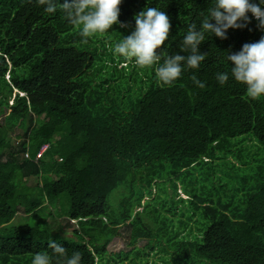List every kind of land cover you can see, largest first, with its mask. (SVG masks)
Here are the masks:
<instances>
[{"label":"trees","instance_id":"trees-1","mask_svg":"<svg viewBox=\"0 0 264 264\" xmlns=\"http://www.w3.org/2000/svg\"><path fill=\"white\" fill-rule=\"evenodd\" d=\"M212 3L123 0L118 20L126 27L82 38L62 12H45L46 0H0V264H31L33 254L52 253L49 241L68 257L80 252L81 264H110L108 256L124 257L109 245L126 225L131 245L147 240L167 255L163 264H264V97H248L231 78L224 85L215 79L230 72L224 52L264 36L259 22L249 13L251 22L229 29L226 40L206 34L205 61L171 85L158 80L155 65L113 51L134 30L136 14L157 7L171 23L162 49L187 55L180 46L188 26L199 25ZM16 128L23 134L14 150L8 136ZM32 178L38 184L27 186ZM154 186L165 198L145 216L149 203L142 202ZM178 189L188 199L175 200ZM117 190L126 194L121 202ZM66 197L68 220L78 225L72 237L53 234L42 219ZM180 205L182 231L197 217V233L182 236L163 212L174 216ZM20 213L34 225H13ZM52 264L62 260L53 256Z\"/></svg>","mask_w":264,"mask_h":264},{"label":"clouds","instance_id":"clouds-1","mask_svg":"<svg viewBox=\"0 0 264 264\" xmlns=\"http://www.w3.org/2000/svg\"><path fill=\"white\" fill-rule=\"evenodd\" d=\"M123 0H46L45 12L63 13L73 25L80 27L82 38L97 33L108 32L113 25L126 27L118 17ZM254 17L259 23L258 28L264 31V0H213L212 6L200 24H191L183 37L179 54H167L162 46L169 39L171 23L165 11L157 7H146L134 16L135 28L114 46V53L124 58H134L137 65L156 66L155 75L165 85L177 81L186 69H198L207 55L200 51L206 34L220 40H226L229 29H242ZM87 43V40H83ZM158 49H162L157 51ZM230 64V72H218L215 79L226 84L229 79L243 84L246 94L252 99L264 97V36L257 42L245 43L238 52H224ZM193 82L204 88V82L192 77ZM75 222V221H74ZM76 223V222H75ZM47 251L33 254L31 264H52L53 256L62 260V264H81L80 252L71 257L63 246L49 241Z\"/></svg>","mask_w":264,"mask_h":264},{"label":"rangeland","instance_id":"rangeland-1","mask_svg":"<svg viewBox=\"0 0 264 264\" xmlns=\"http://www.w3.org/2000/svg\"><path fill=\"white\" fill-rule=\"evenodd\" d=\"M102 41H105V38L102 37L101 39ZM99 46V45H98ZM109 47V46H108ZM101 52V50H100ZM104 52V51H102ZM118 55V54H116ZM133 60V58H128ZM129 64V62L127 64H120L119 69L121 67H125ZM8 78V77H7ZM13 102L10 103V105H12ZM4 119L5 117H2L0 119V124L3 125L4 123ZM23 131L21 129H12L9 132V136H8V142H10L11 147L15 150V149H19V146L22 142V139H20V136H22ZM246 146L250 147L252 145H254V141H246ZM250 152H252V154L255 152V149L252 148L250 149ZM9 153V150H6L3 153V158L2 161L6 162L7 159V154ZM27 157L24 156V159H26ZM59 160V159H57ZM229 160L233 161L232 157H229ZM20 161H24V160H20ZM235 163H237V165H240L238 162L235 161ZM39 180L38 178H32L29 180H26L25 183L27 186L30 187H34L36 184H38ZM41 183V182H40ZM168 189L169 192L172 193L171 189L169 188V184H168ZM119 190V189H118ZM116 191L114 196H117V199L121 202L124 197L126 196V194L121 193L119 194L118 192L120 191ZM161 197V198H165V195L162 194L158 188L156 186H154L153 189V193L152 196H148L146 195L142 205H146L147 203H149V208L146 211V215L145 216H150V211L153 208L152 204L154 202V200L157 199V197ZM178 198L181 199H188V197L185 195L184 191H182V189H178V196L175 198V200H178ZM113 199V198H112ZM61 203H57L56 207L49 208V210H47L46 212H44L42 215V219L48 224L49 230L53 233V234H59L61 236L64 237H72L73 236V231L78 230V225L75 222H71L68 217L69 211H70V199L68 197L63 198L60 200ZM48 204V202H46V205ZM60 204L62 205V207L60 206ZM182 207H184L183 205H180L177 208L176 211V215H172L171 213H167L165 211L164 214H166L170 219L175 221V225L177 226V228H180L182 231V225H181V221L182 222H186L187 219L186 217H181L180 213H181V209ZM160 208V207H159ZM136 211H143V207L142 208H136ZM145 211V210H144ZM57 213L59 215H57ZM196 220L197 217H195L191 222H189V229L187 231H182L181 235L182 236H186L189 233L190 229H193L194 233L196 232ZM35 220L34 218H32L31 216H26L22 213L18 214L15 221L13 222V225L15 226H22V225H34ZM151 227H153V223L150 222ZM120 237L115 238L112 240V242L109 245V252L112 254H124V257L122 259H119L118 257L116 259H112L111 257L108 256L107 261L110 264H132V262L135 261V264H163L161 257H166L167 255L160 251L159 248H156L154 251L148 248V241L147 240H141L139 242H137L136 245L132 246L131 245V228L130 226L126 225L122 228H120L119 231ZM165 245V243H164ZM137 250L143 251L144 253H147V256L142 255L139 259L135 258V252Z\"/></svg>","mask_w":264,"mask_h":264},{"label":"built area","instance_id":"built-area-1","mask_svg":"<svg viewBox=\"0 0 264 264\" xmlns=\"http://www.w3.org/2000/svg\"><path fill=\"white\" fill-rule=\"evenodd\" d=\"M47 150V147H44L41 152L39 153L37 159L35 160L36 162L43 156V154L45 153V151ZM27 158H29V154L25 155Z\"/></svg>","mask_w":264,"mask_h":264}]
</instances>
